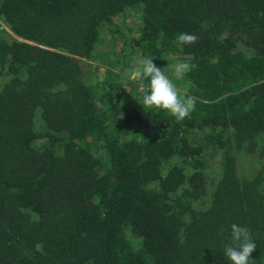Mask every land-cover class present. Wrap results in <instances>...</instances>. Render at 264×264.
I'll return each mask as SVG.
<instances>
[{"label":"trees","instance_id":"obj_1","mask_svg":"<svg viewBox=\"0 0 264 264\" xmlns=\"http://www.w3.org/2000/svg\"><path fill=\"white\" fill-rule=\"evenodd\" d=\"M143 57L192 66L167 71L188 117L143 106ZM244 152L264 158V0H0V264H230L233 223L264 264Z\"/></svg>","mask_w":264,"mask_h":264},{"label":"clouds","instance_id":"obj_2","mask_svg":"<svg viewBox=\"0 0 264 264\" xmlns=\"http://www.w3.org/2000/svg\"><path fill=\"white\" fill-rule=\"evenodd\" d=\"M198 36L181 32L176 37L180 45H192L198 42ZM150 57L138 60L135 67L129 70L128 79L138 84L143 93V106L168 112L177 120H183L194 111L197 97L181 92L175 81L183 80L191 71L188 62H177L161 69L153 63ZM171 70L172 77L167 74ZM145 81H148L147 87ZM256 250V244L248 227L233 223L231 225V243L226 245L223 253L230 264H256L251 254Z\"/></svg>","mask_w":264,"mask_h":264},{"label":"rangeland","instance_id":"obj_3","mask_svg":"<svg viewBox=\"0 0 264 264\" xmlns=\"http://www.w3.org/2000/svg\"><path fill=\"white\" fill-rule=\"evenodd\" d=\"M124 23H122V25H124ZM130 23L129 25H131ZM2 27L5 28L6 30H9V28L5 26L4 24ZM104 49L107 50L108 48L106 47ZM102 70H106V67L102 66ZM133 136L140 137L137 128H136V131H134ZM238 163H239L240 174L242 176L252 177L256 175L259 172V169L262 168V166L264 165V158L258 157L256 156V154L244 152L239 157ZM204 172H205V177H206L205 198L201 200L200 202L196 203L197 208L206 207L208 203L210 202L211 196L217 184V180L219 179V176L221 174V164H220V160L218 156H215L210 159V161L205 166Z\"/></svg>","mask_w":264,"mask_h":264}]
</instances>
